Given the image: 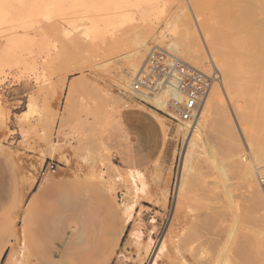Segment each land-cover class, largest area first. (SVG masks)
I'll list each match as a JSON object with an SVG mask.
<instances>
[{
	"label": "rangeland",
	"instance_id": "rangeland-1",
	"mask_svg": "<svg viewBox=\"0 0 264 264\" xmlns=\"http://www.w3.org/2000/svg\"><path fill=\"white\" fill-rule=\"evenodd\" d=\"M196 1L194 11L200 19L211 20L218 30V33L214 30L219 41L217 48L224 49L235 28L216 12L215 4L219 0ZM161 5L165 10L149 16L154 23H142L140 16L135 15L131 23L125 22L117 29L105 28L106 39L107 35L113 38L118 34L130 45L134 36L145 32L147 47L138 58V69L151 49L167 51L171 39L163 43L160 32L167 22L187 12L184 0H164ZM188 14L191 17V12ZM61 30L53 31L55 35L52 31L32 34L35 40L29 44L33 47L28 48L31 55L17 52L15 61L9 63L11 67L5 69L1 78L0 244L6 242L7 245L1 264L11 256L9 264L15 261L16 264H51L49 259L52 264H173V261L186 264L187 250L182 252L180 260L174 257V240L178 234L184 236L183 239L188 237V233L185 234L188 228L201 223L199 219V222L194 220L193 205L189 203L199 202L203 197H208V201H204L210 208L228 210L224 221L221 218L217 222V226H222L220 234L218 227L214 231L211 225L209 231L201 223L203 233L204 228L213 233L206 231L201 240L208 234L210 242L220 244L217 250L216 245L211 244L216 253L207 247L206 259H213V263L215 254L217 264H244L242 261L249 262L250 258L251 264H262L264 233L253 208L257 198L264 199V163L257 165L256 160L255 164L251 147L264 153L263 63L261 66L257 61H250L248 67L255 63L256 66L244 71L240 70L248 68L247 65L239 63V67H245H235L240 72L233 75L232 88L216 97L219 104L227 107L229 120L233 121L234 129L236 127L241 146L238 158L243 155V165L250 163V167L257 168L252 171L262 193L260 195L259 191V196H252L253 186L250 185L253 184L250 179L245 178L249 183L243 179L239 167L234 168L233 150L218 138L221 118L211 115L205 126L204 123L198 125L192 133L196 120L185 122L190 126L175 122L144 99L131 95L129 86L138 70L133 77L127 71L130 48L119 45V50L112 46L109 50H85L74 56L66 48L65 32L63 29L60 34ZM0 35L5 39L11 36L6 31H1ZM2 36L0 50L9 39L4 41ZM110 38L106 42L111 41ZM222 60L230 62L225 57ZM209 69L210 74L203 73L218 75L212 86L223 83L220 69ZM124 77L128 84L122 81ZM126 108L152 109L160 122L168 146L167 155L172 160L167 183H162L160 158L142 171L129 166L126 145L113 124L115 115ZM50 167H54V172ZM183 174L188 175L183 177ZM188 180L193 181V188ZM182 182L187 183L185 187ZM196 184L201 185V189ZM42 186L45 187L40 190ZM182 190H187V197ZM201 192L202 197H199ZM194 193L199 194V199ZM123 203L126 206H121ZM127 204L132 212L127 209L128 213L124 214ZM201 225H195L196 230L201 229ZM198 231L197 235L201 233ZM249 239L253 247L248 245L250 248L244 250L248 257L246 253L242 257V248Z\"/></svg>",
	"mask_w": 264,
	"mask_h": 264
},
{
	"label": "bare ground",
	"instance_id": "bare-ground-1",
	"mask_svg": "<svg viewBox=\"0 0 264 264\" xmlns=\"http://www.w3.org/2000/svg\"><path fill=\"white\" fill-rule=\"evenodd\" d=\"M184 1L187 4V6L184 8L187 12L186 13L183 12V14L180 15L174 21L167 22L164 29L162 30V32H160V35H161L160 38L162 39V41H164L163 43H165L167 38L171 39L169 44L166 46L167 51H164L162 49H160V50L163 51L164 53H166L169 57L177 58L178 60H180L181 62H183L184 64H186L187 66H189L190 68H193L195 70L205 72L208 74L209 70H210L209 68H213V69L217 68V69H220V73H221V75H223V77H222L223 83H221L220 85H216L215 87L212 86V88H211L212 90H210L209 95L204 100V102H203V104H202V106H201V108H200V110L196 116L197 119L196 118L194 119V120H196V122L194 123L195 125L193 127H191V132L195 133L197 128H198V125H200V124L203 125V123H204V126H205L206 125L205 121L211 115L212 116L216 115L219 118H221L222 123H221V119H219L221 125L219 127L220 133H219L218 138L222 141H225V143L227 145L229 144L228 147H230V149L233 150V152L231 150H230V152L233 153V154H231V157L236 158L235 160H234V158L232 159V161L233 160L235 161V163L233 161L234 165H236L234 168L236 169V167L237 168L239 167V169L242 172L241 174L243 176V179H245V178L248 180L250 179L249 181L253 184V185H250L251 187L253 186L252 187L253 190L251 189V191H250L252 196H254V194L259 196L258 192L260 191V195H261L262 191L259 189L257 183H255L256 182L255 181L256 175L254 177L255 173L253 174V172H254V170L252 171L253 167H250V165H249L250 163L248 165H243V163H242L243 155H241V158H240L241 160L238 158V157H240L239 152L241 150V146H240V141L239 140L237 141V138H238L237 134L238 133L235 134L236 127L234 129V125L232 124L233 121L231 122L230 121L231 119L229 120V116H230L229 113L230 112H227L228 109L225 105H222V103L219 104L220 101H218L216 97L219 94H224V92L226 93L228 90H230L232 88V79L234 77L233 75L239 71V70L237 71L236 69L237 68L242 69L243 67H245V65L243 67L242 66L239 67V65H238L239 63H244L246 65L247 64L249 65V64H251L250 61H254V62L257 61L256 63H258V64L261 63V66L263 63V66H264V0H219L215 4L216 5V7H215L216 12L222 14L223 18L230 21L231 24L235 28L233 35L230 37L229 41L226 42L227 45L226 46L223 45L224 49H222V50H219L220 49L219 47L217 48V45L219 43V41H217L218 38H216L218 30L214 27L211 20L200 19L198 17L197 13L194 11L195 10L194 6H195V3L197 1L196 0H184ZM198 1H200V0H198ZM163 2H164V0H0V27H1L0 32L1 31L10 32V35L12 36V37L10 36V38L6 37V39L7 38H9V39L6 41L5 45L3 44L4 47L0 50V83L2 81L1 78H2L3 74L5 73V69L8 67H11L12 64H9V63L11 61L14 62L16 59L15 56H18L17 52H18V54H20L21 52H24V53L29 52V54L31 55L30 50L28 48L31 49V47H33V46L29 45L30 43L32 45L31 41L35 40L34 39L35 37L33 38L32 34L33 35H36L35 33L42 34L41 32L45 33L46 31H48V32L52 31V33H53V31L55 32V30L58 31L60 29H62V30L64 29L63 31L65 32V36H66V41H64L66 44L65 46H66V48L67 47L69 48V51L71 50L73 52L74 56L80 55L85 50L88 51V50H95L96 49V50H104L105 51V49H108V48L111 49L110 47H112V46H113V49H115V47H116V49L118 48V50L120 49L119 47H117L119 45H120V47L123 46L124 48L125 47L130 48L131 50L127 54L128 58L130 60H129V63L126 67H127L128 73H130V75L132 77L134 76V74L138 70L136 75L133 78V80H134L137 78L140 70H142V68L145 65V64H143L140 67V69L137 68L138 67V58L142 55L141 51H142V49H146V47H147V41L148 40H147V38H145L146 36L144 37L145 32L143 31L144 32L143 33L144 35H143L141 32L138 31L140 34L137 37L134 36V38H132L133 44L130 45L127 42L122 41V38H123L122 35L118 36L117 33H116L117 36H114L113 38H110L112 36L111 35L112 33H110L111 36L107 35V37H109L112 40L109 42H106V40L107 39L109 40V38L106 39L105 28H107V26H111L109 28L113 27L112 29H114V27H115V29H117L118 27L123 25V23H125V22L131 23L135 20V15L140 16V21H142V23H145V24L148 23L149 24L153 21V19L152 20L149 19V16H151L152 13L165 10L164 9L165 7L161 5ZM188 11L191 12V17L188 14ZM154 21H153V23H154ZM150 25L152 26V24H150ZM215 29L217 32L216 35H215V31H214ZM62 30L60 31V34L62 33ZM58 33H59V31H58ZM107 33H108V31H107ZM53 35H55V34L53 33ZM135 35H137V34H135ZM0 36H2V35H0ZM2 38L4 39V41L6 40L3 36H2ZM63 39H65V38H62L61 40H63ZM36 44L38 45L39 43H36ZM63 44H62V46H64ZM104 44H106V45H104ZM152 50L153 49H151L150 51H152ZM37 53L39 54V52H37ZM222 57L227 58L230 62L222 60ZM21 58L24 59L25 57L24 58L21 57ZM182 58L185 59L186 61H184ZM12 59H14V60H12ZM23 61H25V60H23ZM232 61L234 63L233 65H232ZM248 61H249V63H246ZM145 63H146V60H145ZM206 64H209V67L206 66ZM236 64H237V66H236ZM255 64H253V67L256 66ZM248 65H247V67H248ZM235 67H237V68H235ZM249 67L248 68L245 67L244 69H242L240 71H244L247 69L249 70ZM253 67H250V68H253ZM257 67H255V68H257ZM213 69H211V70H213ZM121 77H123V76H121ZM122 81H124L125 83L128 84V80L125 77L122 78ZM122 84L123 83H121V85ZM129 92L131 93L132 96H137L139 98L144 99L146 102H148L150 105L155 107L157 110L163 111L165 113H169V110H168L169 100L171 98L180 99V97H181L177 91L172 90L170 87H165V86L162 87V89L154 97L144 96L142 94H138L137 92L134 91L131 83L129 86ZM215 119H216V117H215ZM217 121H218V119H217ZM185 124L187 126H190V124H188V123H185ZM202 125H201V127H202ZM202 128H204V127H202ZM56 148H55V150H56ZM53 149H54V147H53ZM255 149L256 148L251 147V152H252V155L255 159V164H256V160L258 161L257 165H259V163L260 164L264 163L263 151H261V153H259L260 151L258 150L259 152L257 151L258 152L257 153ZM236 155H237V157H236ZM253 164H254V162H253ZM254 168H255V170L257 169L255 167V165H254ZM185 175H188V174H183V177ZM197 177H199V176L197 175ZM194 179H195V177H194ZM246 179H245V181H247V183H249L248 180H246ZM198 180H200V179H198ZM251 180H253V181H251ZM186 182H188V184L191 185V188H193V181L191 182V180H190L191 183H189V180ZM186 182H182V184L181 183L180 184L183 185V183H184L183 186L185 187V184H187ZM194 182H196V181H194ZM44 184H46V183L44 182ZM197 184H198V182H197ZM200 184H201V181H200ZM201 185L200 186L197 185V186H199V188H200ZM256 185H257V187H256ZM207 187H208V185H207ZM194 188H195V185H194ZM256 188H258V189H256ZM185 191L187 193V190H185ZM185 191H183L182 193H185ZM198 191H199V189H198ZM252 191H254V193H252ZM178 192H179V190H178ZM196 192H197V190H196ZM204 192H205V188H204ZM209 192L210 191H208V194L210 195ZM186 193H185V195H186ZM192 193H193V190H192ZM199 193H200V191H199ZM205 193L203 194V196H205ZM189 194H190V192H189ZM187 195L185 197H187ZM193 195H196V197L199 199V197H202V192H201V196L198 194L199 197L195 193ZM229 195H230V192H229ZM178 196H179V194H178ZM193 197H194V199H196L195 196H193ZM188 198H189V196H188ZM190 198H192L191 194H190ZM203 198L202 199L200 198L201 201L199 199L200 203L196 202L198 205H196V203H193V202H192L193 204H191V205L189 203V206L192 207V205H193L191 210L193 211V215L197 219L196 220L194 217V220L196 222H199L198 221V219H199L201 221V223H203L206 227L209 228L208 229L209 231L211 229L210 227H212V226H214L212 228V229H214V231H215V227H218L217 228L218 231L221 230L222 226H219V225L217 226V222L221 218L224 221V218L228 214V210H226V207H220V208H214V209H213V207L210 208V206H208V204H207L208 202L206 203L204 201V200L208 201V197H207V199H203ZM253 199H256V198H253ZM192 200H193V198H192ZM223 200H225V199H223ZM246 200H247V198H246ZM256 200L258 201V204L256 203L257 201H255L254 203L256 204L257 208L254 207L253 210H255V213H257L258 218L256 217V221L258 220L257 223H260V225L262 226V228H263L262 234H263L264 233V199H263V197H260V198H257ZM203 201L205 204L202 203ZM126 203H123L121 206H123V205L126 206ZM125 209L126 210L128 209L130 212H132V210L129 209L128 204H127V207L124 208V210ZM128 210L126 212L123 211L124 214L128 213ZM251 212L253 213V211H251ZM255 213L253 215H255ZM129 215L131 216V213ZM126 219H125V222H126ZM190 219H189V221H190ZM225 222H226V220H225ZM127 223H128V221H127ZM201 223H199V225L197 223L193 224V225H194V227H195V225L200 227ZM193 225H192V227L188 228L189 231L187 230V232L185 233V234L188 233V237L183 239L184 236L182 237V236H179V234H178V238H177V235H176L177 239L174 240L175 244H174V250H173L174 257L176 259L178 258V260H180V258H181L180 256H183L182 254H184L182 252L184 250H187V252L189 253V258H186V259H188V260H186V264H213L214 262H215V264H217L216 259H218V258L215 257L214 253H216V252L213 251V248L216 245V250H217V247L220 246L219 242H218V245H217V243L214 244L216 241L212 240V242H210V239L207 238L208 234H206L207 241H206V238L205 239L202 238V240H201V236H203V234L208 230L204 228V230H206V231L203 233V231H202L203 225H201V229H199V227H198L197 230H196V227H195V229L193 228ZM190 229L194 230L193 233L196 234L197 237L194 234L190 235L192 232V230L190 232ZM198 230H201L202 235H201V233L199 235H197L199 233ZM196 231H198V233ZM220 232L221 231H219L217 233L220 234ZM209 233H212V230ZM221 236L223 238V233ZM204 237H205V234H204ZM219 239H220V235H219ZM251 240L252 239H249L248 244H246V241H248V240L244 241V243L246 245H245V247H243L244 244L242 246L243 247L242 248L243 253H241V251H240V253L242 254V257H244L245 253H246V256L248 257L247 252H244V250L246 251V249H245L246 247L247 248H250V246L253 247V245H250ZM211 244L212 245L214 244V247H211L212 246ZM248 245H250V246L248 247ZM259 245H260V249H261V244H258V246ZM209 246L211 247L212 252H214L213 253L214 255L210 252L214 256L213 263L211 261L213 259H211V260H210V258L206 259V256H205L206 254H209L208 253V251L210 249ZM254 247H256V244ZM6 250H7L6 242L1 243L0 244V262L4 256V254H5ZM206 250H208V251L206 252ZM224 250H225V252H227L226 248ZM234 252H235V250H234ZM234 252L232 251V253H234ZM240 253H239V255H241ZM236 254L238 256V253H236ZM169 255L170 254H168V256ZM11 257L9 259H11ZM170 257H171V255H170ZM230 257H231V255H230ZM241 258H240V262L242 261ZM9 259L6 260L5 264H9ZM168 259H169V257H168ZM242 259H244V258H242ZM246 259H244V260H246ZM227 260H228V258H227ZM250 260H251V258H250ZM250 260H249V262L242 261V263L244 262V264H251ZM11 261H12V259H11ZM13 261H15V260H13ZM170 262H171V260H170ZM15 264H16V261H15ZM173 264H176V262L173 261ZM262 264H264V262Z\"/></svg>",
	"mask_w": 264,
	"mask_h": 264
},
{
	"label": "built area",
	"instance_id": "built-area-1",
	"mask_svg": "<svg viewBox=\"0 0 264 264\" xmlns=\"http://www.w3.org/2000/svg\"><path fill=\"white\" fill-rule=\"evenodd\" d=\"M144 64L137 78L132 81L134 91L150 97L156 96L164 86L177 91L181 97L169 100V113L166 114L178 123L196 118L214 80L218 78L216 73L207 75L190 68L158 49L148 53ZM50 171L54 172V167H50Z\"/></svg>",
	"mask_w": 264,
	"mask_h": 264
},
{
	"label": "crops",
	"instance_id": "crops-1",
	"mask_svg": "<svg viewBox=\"0 0 264 264\" xmlns=\"http://www.w3.org/2000/svg\"><path fill=\"white\" fill-rule=\"evenodd\" d=\"M113 124L114 129L116 128L115 130L126 145L129 166L135 171H142L160 158L159 165L163 168L162 183H167L172 160L167 155L168 146L165 141V132L153 110L126 108L115 115ZM44 187H40V190ZM72 243L74 244L75 241L72 240ZM49 262L54 263L50 259Z\"/></svg>",
	"mask_w": 264,
	"mask_h": 264
}]
</instances>
